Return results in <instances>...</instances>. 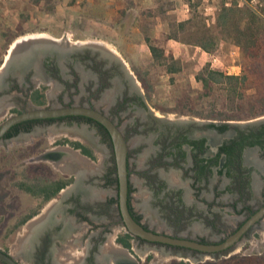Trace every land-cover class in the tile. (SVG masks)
Returning a JSON list of instances; mask_svg holds the SVG:
<instances>
[{"label":"flooded vegetation","instance_id":"obj_1","mask_svg":"<svg viewBox=\"0 0 264 264\" xmlns=\"http://www.w3.org/2000/svg\"><path fill=\"white\" fill-rule=\"evenodd\" d=\"M41 94L44 95V104L39 102L43 99L39 98ZM69 106L100 111L124 134L129 147L131 212L147 229L219 244L264 208V130H261L264 122L230 125L229 129L220 132L217 127L221 124L216 122L172 123L164 120L149 108L146 97L125 65L103 51L65 48L59 53L29 48L7 57L5 69L0 73V114L5 116L3 122L37 108ZM211 124L215 126L210 127ZM50 129L79 130L86 139L85 143L80 138L72 140L64 137L52 143L55 147H68L84 155L82 148L76 149L71 144L57 145L58 141L68 139L79 142L83 148L104 149L110 154L108 161L113 165L109 163L105 173L88 179L77 171L78 176L69 184L72 185L70 192L83 199L95 194L94 187L103 189L108 194L105 201L94 205L84 202L83 207H88V210L96 208L108 219V227L123 225L118 203L114 145L109 132L100 123L84 116L27 120L12 126L0 143L9 145L19 138L39 137ZM239 132H243L244 136L262 135V145H247L250 140L243 141ZM202 140L205 141L203 146L200 143ZM237 141L245 142L243 147L235 145ZM225 144L233 149L230 158L222 150ZM25 148L27 150L22 149V152L13 151L14 158L10 157L5 165L19 164V159L27 152L38 149L37 142ZM60 155L53 153L52 157L58 159ZM138 194L149 197L142 199ZM228 214L238 217V222L221 239L183 235L184 232H195L193 224L198 219H204L214 229L224 227ZM256 230L264 235V217L251 227L243 239ZM133 239L139 249L153 245L136 237ZM157 246L185 252L183 248ZM129 250L136 259L126 261L120 258L117 264H145L146 259L142 262L133 247ZM187 251L194 255L202 254Z\"/></svg>","mask_w":264,"mask_h":264},{"label":"rangeland","instance_id":"obj_2","mask_svg":"<svg viewBox=\"0 0 264 264\" xmlns=\"http://www.w3.org/2000/svg\"><path fill=\"white\" fill-rule=\"evenodd\" d=\"M197 1L199 14H202L206 21L212 24L215 21L218 0ZM255 1L258 4L253 2V6H250L260 11L264 7V0ZM238 2L243 5L246 0H238ZM161 5H164L165 9L171 10L168 14H164L163 10L158 11L161 16L153 17L150 9H156ZM188 15H190V7L187 0H76L74 3L70 0H0V73L4 71L7 57L17 42L36 36L53 39L64 44L66 48L103 51L109 53L111 57L119 59L145 97V88L138 80L135 68L141 74L148 73L147 78L154 84L155 89L151 99H146L154 115L172 123L195 121L204 124L211 122V120H203L184 110L179 101L190 86L191 97L196 102L195 110L207 112L208 106H202L196 99L201 85L195 79V71L199 66L210 65L212 69L226 75H241L240 49L231 43L222 42L214 52L208 53L195 45L169 40L171 26L180 20L187 19ZM142 22L149 26L150 36L154 42L164 47L167 54H173L184 64V72L175 76L176 85H172L169 75L162 67L153 62L141 29ZM181 37L184 39L183 35ZM214 57L217 61L212 62ZM4 118V115L0 116V125ZM259 122H264V116L228 121L230 125L240 126ZM64 137H70L72 140L80 138L86 143L81 132L75 129L70 131L50 129L47 133L40 134L39 137L19 138L9 145L0 143V179L8 172L11 176L18 174V171L21 173L24 169L23 166L34 165L33 162L37 161L38 155L37 149H35L27 152L26 156L30 155V158L24 161L26 156H22V159H19L20 163L15 160L19 164L9 167L5 163L9 162L10 157L14 158L13 151L22 152V149H26L25 146L34 142H37L38 150H44L51 146L50 144L55 140ZM9 147L10 149H8ZM109 156L110 154L106 150L98 149L99 162L97 165H100L99 172L102 174L106 172L107 165L105 163L109 160ZM0 188L3 190L2 187ZM1 194L2 192H0V199L2 198ZM138 195L142 199L149 197L147 194ZM226 220L227 224L224 227L214 229L204 219H198L193 224L195 232L193 234L184 232L183 235L221 239L236 226L238 217L228 214ZM147 254L148 256H146ZM142 257L144 260L152 257L149 264H174L180 261L189 264H240L243 259L257 258H261L260 260L264 262V235L256 230L250 236L242 239L235 248L222 254L194 255L189 251H172L165 247L151 245Z\"/></svg>","mask_w":264,"mask_h":264},{"label":"crops","instance_id":"obj_3","mask_svg":"<svg viewBox=\"0 0 264 264\" xmlns=\"http://www.w3.org/2000/svg\"><path fill=\"white\" fill-rule=\"evenodd\" d=\"M50 145L37 149L34 165H25L21 173L11 176L8 172L0 179V250L19 264H117L120 258L135 260L130 250L118 243L119 236L128 233L124 226L108 227V219L96 208L83 207L84 202L94 205L105 201L108 194L98 187L92 188L95 194L83 199L70 192L69 184L78 176L77 171L88 179L101 173L98 149L90 147L89 156ZM53 153L63 154L55 159ZM109 163L113 165L109 161L105 165ZM131 245L144 261L142 255L150 245L139 249L134 239Z\"/></svg>","mask_w":264,"mask_h":264},{"label":"trees","instance_id":"obj_4","mask_svg":"<svg viewBox=\"0 0 264 264\" xmlns=\"http://www.w3.org/2000/svg\"><path fill=\"white\" fill-rule=\"evenodd\" d=\"M76 2V0H70ZM249 1L240 5L238 0H218L215 11V21L209 24L202 14H199V3L197 0H187L190 7V15L187 19L178 21L171 26L169 40L185 42L195 45L202 50L212 53L222 42H228L240 49L242 73L238 76L226 75L221 71L212 69L210 65L199 66L195 71V79L201 85L196 99L202 106H208V111H196L192 96V89L189 86L179 101L184 110L198 116L203 120L211 122H221L218 126L220 132H224L230 127L228 121L241 120L244 118L254 119L264 116V7L257 11L249 5ZM168 14L171 9H165L164 5L156 9H150L153 17L161 16L158 11ZM141 29L145 41L149 46L153 62L162 67L170 77V83L176 85V75L184 72L185 67L182 61L173 54H167L166 49L157 45L150 36L149 26L145 22L141 23ZM184 36V39L181 36ZM138 80L143 84L146 91V98L151 99L154 92V84L147 78L148 73L141 74L135 68ZM38 94V93H37ZM40 94V93H39ZM41 104L45 103L44 95H40ZM209 104V105H208ZM181 108V106H178ZM207 108V107H206ZM217 123V122H216ZM211 124L210 127H214ZM262 131L264 128L261 129ZM242 140H250L247 145H262V135L255 134L244 136L239 132ZM204 140L200 143L203 146ZM197 143V142H195ZM235 145L243 147L245 142L237 141ZM71 144L74 148H82L84 155L91 156L89 147H84L79 142L63 139L57 145ZM227 157H231L233 149L225 144L222 147ZM27 157V156H26ZM60 190V189H59ZM130 210L132 211L129 202ZM136 218V217H135ZM139 221V218H136ZM134 237L127 233L119 236L118 243L131 249V240ZM182 249V248H179ZM187 251L188 249H184ZM152 257H148L145 264H149ZM261 259V258H260ZM260 259H243L240 264H264ZM174 264H189L185 261Z\"/></svg>","mask_w":264,"mask_h":264},{"label":"water","instance_id":"obj_5","mask_svg":"<svg viewBox=\"0 0 264 264\" xmlns=\"http://www.w3.org/2000/svg\"><path fill=\"white\" fill-rule=\"evenodd\" d=\"M66 46L59 43V41L46 38H28L22 40L14 45L10 52V57L23 49H42L43 51H57L61 53ZM73 50L71 47H67ZM65 116H84L95 120L106 128L109 132L115 153V161L118 175V203L121 213L123 226L126 231L133 237L144 240L153 245L161 244L171 247H178L197 251L202 254H222L229 252L243 239L252 226L264 217V208L254 214L241 228L229 236L224 242L219 244L203 243L187 238L174 237L147 229L141 222L136 220L133 216L129 206V147L120 128L106 115L89 107L69 106L61 108H37L33 111L24 112L15 115L0 125V139L5 133L14 125L27 120L51 119ZM0 261L4 264H19L18 261L8 253L0 250Z\"/></svg>","mask_w":264,"mask_h":264},{"label":"built area","instance_id":"obj_6","mask_svg":"<svg viewBox=\"0 0 264 264\" xmlns=\"http://www.w3.org/2000/svg\"><path fill=\"white\" fill-rule=\"evenodd\" d=\"M253 2H256V1H255V0H251V1H249V5L253 6V5H252ZM255 4H258V3L256 2ZM215 61H217L216 57H214V58L212 59V62H215Z\"/></svg>","mask_w":264,"mask_h":264},{"label":"bare ground","instance_id":"obj_7","mask_svg":"<svg viewBox=\"0 0 264 264\" xmlns=\"http://www.w3.org/2000/svg\"><path fill=\"white\" fill-rule=\"evenodd\" d=\"M33 38H37V36L36 37H31V39H33ZM24 40V39H23ZM25 40H27V39H25Z\"/></svg>","mask_w":264,"mask_h":264}]
</instances>
